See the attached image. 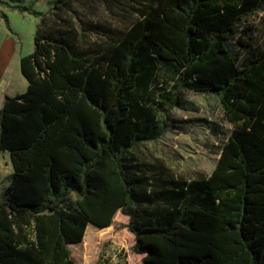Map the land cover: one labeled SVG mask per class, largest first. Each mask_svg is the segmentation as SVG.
<instances>
[{"label": "trees", "instance_id": "obj_1", "mask_svg": "<svg viewBox=\"0 0 264 264\" xmlns=\"http://www.w3.org/2000/svg\"><path fill=\"white\" fill-rule=\"evenodd\" d=\"M263 4L55 0L32 11L33 50L19 61L28 85L0 108V153L14 167L0 196V264H77L69 246L117 211L144 264H264V49L234 41ZM144 59L171 68L170 106L184 107L181 90L218 96L230 130L206 177L156 190L133 156L179 127L136 117L128 94Z\"/></svg>", "mask_w": 264, "mask_h": 264}, {"label": "rangeland", "instance_id": "obj_2", "mask_svg": "<svg viewBox=\"0 0 264 264\" xmlns=\"http://www.w3.org/2000/svg\"><path fill=\"white\" fill-rule=\"evenodd\" d=\"M45 2L46 0H0V35L3 32L5 37L15 41L19 57L23 52L33 49L32 36L39 17L30 9L43 10ZM99 14L115 26L123 25L118 19L106 17L102 9ZM237 30L235 42L241 37L253 49L263 50L264 4L244 17L237 24ZM95 37L86 38V43L90 45ZM1 38L6 39L3 36ZM97 40L101 42L102 38L97 37ZM235 47L241 49V46ZM140 66L137 88L128 94L136 117L142 118L145 115L163 119L166 116L168 124L175 123L179 127L166 126L156 140L139 143L133 150V156L141 163L143 172L154 183L156 190L165 188L161 183L164 178L189 180L197 176L206 177L211 173L220 145L226 140L230 130V123L224 119L218 96L213 93L201 94L181 90V100L186 108L170 106L161 94L173 93L179 87L169 78V65L158 60L144 59ZM18 68L15 57V61L10 59L9 65L1 75L0 89H4L3 93L7 96L25 90L26 83L22 81ZM2 167L0 180L4 178ZM71 199H74L73 195ZM127 221L129 217L117 211L107 227L98 228L88 224L82 240L69 246L70 254L76 263L144 264L143 254L132 251L135 237L128 230Z\"/></svg>", "mask_w": 264, "mask_h": 264}, {"label": "crops", "instance_id": "obj_3", "mask_svg": "<svg viewBox=\"0 0 264 264\" xmlns=\"http://www.w3.org/2000/svg\"><path fill=\"white\" fill-rule=\"evenodd\" d=\"M53 2H55V0H46V2L43 5V10L37 11V9H32V8L30 10L31 11H37V12H40V13L46 12L47 10L50 9V7L52 6ZM33 22H34V20H33ZM30 23H32V21ZM1 35L4 38H6V39H2ZM1 35H0V78H1V75H3L5 68L9 65L10 59L15 61V57H16V64L20 68V62H19L20 61V57L16 53L17 50H16L15 41L12 38H10V37H7V36L5 37L3 32L1 33ZM28 53L29 52H27V51L25 53L23 52L22 56L26 55ZM19 68H18V70H19L21 79H22L23 82L25 81L24 84L26 83V85H25V89H26V87L28 85V82L25 79V77L21 74ZM3 92H4V89H2V90L0 89V108L2 107L3 101H5L6 97L13 96V95H8L7 96ZM2 165H3V167H2ZM1 167L3 168V171H4V178L2 180H0V196H1L2 192H3V190L10 183V175L12 174L13 168H14L13 164H12V161L10 159V155H9V153L7 151H3V152L0 153V172H2L1 171Z\"/></svg>", "mask_w": 264, "mask_h": 264}]
</instances>
